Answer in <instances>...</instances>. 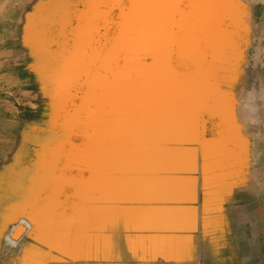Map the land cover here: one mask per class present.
Instances as JSON below:
<instances>
[{"label": "rangeland", "instance_id": "1", "mask_svg": "<svg viewBox=\"0 0 264 264\" xmlns=\"http://www.w3.org/2000/svg\"><path fill=\"white\" fill-rule=\"evenodd\" d=\"M160 4L171 14L172 45L128 53L140 14ZM74 49L90 64L73 80L71 98L35 97L34 87H50ZM127 53L131 59L117 60ZM108 70L132 78L117 83L140 80L151 93H188L204 103L206 143L238 187L240 229L264 264V0H0V264H24L30 249L44 246L41 218L51 208L60 214L62 198H48L56 171L48 177L43 145L54 137L49 150L60 156L62 131L93 121L102 105L94 74ZM133 70L146 77L128 75ZM22 185L33 188L24 209L15 202Z\"/></svg>", "mask_w": 264, "mask_h": 264}, {"label": "crops", "instance_id": "2", "mask_svg": "<svg viewBox=\"0 0 264 264\" xmlns=\"http://www.w3.org/2000/svg\"><path fill=\"white\" fill-rule=\"evenodd\" d=\"M94 76L109 91L132 79ZM94 97L93 121L62 131L60 156L49 152L48 197L60 192L62 209L48 212V243L24 264H260L238 187L206 143L204 103L131 89Z\"/></svg>", "mask_w": 264, "mask_h": 264}, {"label": "bare ground", "instance_id": "3", "mask_svg": "<svg viewBox=\"0 0 264 264\" xmlns=\"http://www.w3.org/2000/svg\"><path fill=\"white\" fill-rule=\"evenodd\" d=\"M161 7L163 9L162 8H160V9L153 8L152 10H149V12L145 13L144 15L140 14V15H142L141 17H143V18L140 19L135 24L139 23L140 21H142V22H141L140 26L135 29V32L133 34L135 36L133 43L136 47L135 48L129 47L130 50H128V53L150 51V49H153V51H156V50H160L166 46L172 45L173 40H171V39L174 36V35H172L173 31L171 29H167L165 27V22L168 20L166 16H170L171 14H168V12H166V9L163 7V5H161ZM128 53H127V55L121 56L122 57L121 59H117V60L131 59L132 56H129ZM165 56H166L165 59H167L168 56L166 54H165ZM158 58L164 59L162 57V54L158 57H153V59H158ZM86 60H87V57L84 56L81 51L78 52V51H76V49H74L68 55H66L64 57V59L62 60L60 66H59L58 72L53 76L52 79L49 80L50 87L47 86L46 88L45 87L40 88V87H38L39 85H36L34 87L32 94L35 97H45L46 95H51L54 98L56 97L57 99H60V100H63V99L69 100V98H71V97L67 91H69L71 88L74 89L73 84H72L73 80L79 79L81 72H84L86 67H87V69L89 67L90 62H89V60L88 61H86ZM153 63H155V62H153ZM156 63H158V62H156ZM108 71L113 73V74H116V75H122L123 74V72H121V71H114V70H108ZM134 73H135V77H146L144 71H140V70H136V71L133 70V71L129 72L128 75H134ZM139 74H142V76ZM150 78H152V79L157 78V76L150 75ZM41 80L42 79L39 78L40 82H41ZM129 83H130V86L125 87V85L127 83L122 84V83L114 82L113 83L114 88L111 89V91H109L106 88L107 85H104L102 82H100L98 80L97 81V90L93 91V94H97V93L101 92L106 97H114V96H116V93L119 94V92H123V91L128 90V89H131L132 96H139V95H143V94L152 92L150 90L148 91L147 87L144 86L147 83H144L140 80H139L138 86H136V87H134L131 82H129ZM122 86H124V87H122ZM117 98H119V97H117ZM45 114H44V118L48 119V113L46 115ZM43 134L44 133H39L38 136L42 137ZM52 139H55V138L52 136L48 137V144L43 145L44 148L42 151L48 152V155L51 153L50 150L53 146V144L51 143ZM53 143H54V140H53ZM20 183L21 182H16V185L19 186ZM26 186H27V188H26ZM32 189L33 188H30L28 185H22V189L21 190L18 189V193H17L18 198L15 202L18 203V206L20 208L24 209L29 204H31V202L33 200V196H31V195H33ZM52 197H50V198H52ZM46 202L48 204V199H46ZM44 206H46V204H44L43 207ZM3 216L4 215H0V224L5 221ZM46 216L44 215L41 218L42 220H41L40 227H39L40 228L39 238L42 239L41 243H48V230L45 229L46 221L48 220V217H46Z\"/></svg>", "mask_w": 264, "mask_h": 264}, {"label": "water", "instance_id": "4", "mask_svg": "<svg viewBox=\"0 0 264 264\" xmlns=\"http://www.w3.org/2000/svg\"><path fill=\"white\" fill-rule=\"evenodd\" d=\"M17 233V232H16Z\"/></svg>", "mask_w": 264, "mask_h": 264}]
</instances>
